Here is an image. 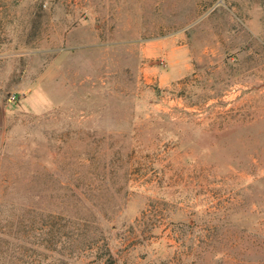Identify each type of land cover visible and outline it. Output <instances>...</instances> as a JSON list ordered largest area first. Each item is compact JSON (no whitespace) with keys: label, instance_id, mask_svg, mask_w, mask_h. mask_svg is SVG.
<instances>
[{"label":"rangeland","instance_id":"1","mask_svg":"<svg viewBox=\"0 0 264 264\" xmlns=\"http://www.w3.org/2000/svg\"><path fill=\"white\" fill-rule=\"evenodd\" d=\"M0 264H264V0H0Z\"/></svg>","mask_w":264,"mask_h":264},{"label":"built area","instance_id":"2","mask_svg":"<svg viewBox=\"0 0 264 264\" xmlns=\"http://www.w3.org/2000/svg\"><path fill=\"white\" fill-rule=\"evenodd\" d=\"M8 100H15L14 95L9 96V99Z\"/></svg>","mask_w":264,"mask_h":264}]
</instances>
